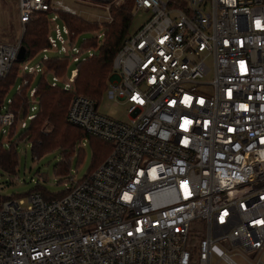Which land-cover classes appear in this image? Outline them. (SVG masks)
<instances>
[{
  "label": "built area",
  "instance_id": "built-area-1",
  "mask_svg": "<svg viewBox=\"0 0 264 264\" xmlns=\"http://www.w3.org/2000/svg\"><path fill=\"white\" fill-rule=\"evenodd\" d=\"M89 1L110 12V0ZM19 3L23 35L40 14L55 27L42 63L24 62L21 71L53 73L50 85L59 87L45 65L49 52L78 64L96 49L88 40L76 46L79 35L60 13L76 14L60 1ZM141 10L150 17L124 41L105 90L127 105V121L82 95L69 105V123L112 151L84 179H70L62 198L32 192L0 203V264H237L235 257L264 254V0H135ZM22 39L0 43V79ZM96 39L102 44L105 33ZM78 75L76 68L62 89L74 93ZM29 99L37 106L21 129L36 117V88ZM14 123L4 106L2 139Z\"/></svg>",
  "mask_w": 264,
  "mask_h": 264
},
{
  "label": "trees",
  "instance_id": "trees-1",
  "mask_svg": "<svg viewBox=\"0 0 264 264\" xmlns=\"http://www.w3.org/2000/svg\"><path fill=\"white\" fill-rule=\"evenodd\" d=\"M117 0H110L111 23H105V40L99 44L96 38L88 40L85 47L95 48V56L77 65L79 75L76 81L74 93L66 92L61 87H52L41 76L36 86L39 108L36 117L29 122L25 129H19V123L30 115V99L32 81L35 76L23 75L22 82L27 79L28 84L16 92L12 103L7 104V95L11 87L19 77L22 64L17 60L9 74L0 79V110L6 105L15 114V123L9 129L8 145L0 141V167L9 173H15L18 166L17 146L21 142L30 143L35 157L43 156L55 149L63 150L62 161L55 166L58 175L67 177L70 169V158L76 148V143L82 139H89L94 147V164L90 171L98 168L112 151L110 143L86 133L68 121L70 102L75 94L82 95L99 103L108 86V79L113 73V63L116 55L122 48L124 41L130 36V25L134 16L135 0H122L120 6H116ZM50 14H40L34 20L26 24V31L22 39V46L26 49V60L35 57L48 46L47 34ZM61 20L68 25L76 35L98 30L97 24H92L77 15L60 13ZM99 25V24H98ZM100 29V28H99ZM69 59L54 57L45 65L58 76H63L67 70ZM30 89V90H29ZM46 124L53 126L52 131H46ZM91 143V144H92ZM104 148V150H102ZM107 149V150H106ZM82 152V151H81ZM81 154V153H80ZM41 193L46 200L62 198L65 193L51 197L46 191L40 189L34 191ZM10 198H1L0 203Z\"/></svg>",
  "mask_w": 264,
  "mask_h": 264
},
{
  "label": "rangeland",
  "instance_id": "rangeland-1",
  "mask_svg": "<svg viewBox=\"0 0 264 264\" xmlns=\"http://www.w3.org/2000/svg\"><path fill=\"white\" fill-rule=\"evenodd\" d=\"M60 1L63 6L69 7L71 12L76 14L78 17L97 24L98 30L94 29L89 32L82 33L77 38L76 46L80 47L85 40H92L101 33H105V30H99L100 25L108 23L111 18V13L107 10L106 6L108 3H97L94 1H78V0H56ZM122 3V0H117ZM116 1V2H117ZM162 2L168 3L174 1L175 3L189 7L191 0H161ZM115 2V3H116ZM19 0H0V43L14 44L18 39L20 40L23 35V28L20 23L19 14ZM150 17L149 12L141 10L134 12V16L130 25V34L135 33ZM99 24V25H98ZM49 32H53L54 24L49 20ZM50 59L54 57L65 58L57 54L55 51L49 52ZM44 54L38 53L35 57L25 61L29 66H36L42 63ZM209 65H212V61H208ZM77 63L73 60H69L67 70L63 76H60L61 81L59 87H63L67 81L71 78V73L77 68ZM23 66V64H22ZM44 73L35 76L32 81L30 89L36 88L39 79ZM23 72H19V77L15 84L11 87L7 100L12 99L16 92L22 85ZM53 73H47L45 75L46 80L51 83ZM212 75H208L205 81H211ZM29 89V90H30ZM73 93V91L71 92ZM31 100V99H30ZM32 102V101H31ZM8 106V105H6ZM37 106L36 104L30 103V108ZM99 112L112 117L119 121H127V105L124 103L109 101L103 94L102 100L99 102ZM33 115V113H31ZM28 124L29 121L27 120ZM19 123V129L20 128ZM46 131H52L53 126L46 124ZM0 135V141L8 145L9 136H5L2 139ZM89 139H82L76 143L75 151L70 158V173L67 177L60 176L55 171V166L59 164L63 159V150L61 148L55 149L49 153L38 158L34 156L31 144L21 142L17 146V158L18 166L15 173H9L0 167V197L1 198H13V199H26L27 196L40 189L46 191V194L51 197L55 195L63 194L69 185V180L74 179L80 181L84 179L92 170L94 164V147L93 143ZM103 147L102 150H104ZM107 150V149H106ZM82 151V152H81ZM81 153V154H80ZM261 258L264 264V254L261 256L258 253H251L248 257L241 258L235 257L234 260L237 264H255Z\"/></svg>",
  "mask_w": 264,
  "mask_h": 264
},
{
  "label": "water",
  "instance_id": "water-1",
  "mask_svg": "<svg viewBox=\"0 0 264 264\" xmlns=\"http://www.w3.org/2000/svg\"><path fill=\"white\" fill-rule=\"evenodd\" d=\"M25 59H26V49L25 47L22 46L18 55V60L23 61Z\"/></svg>",
  "mask_w": 264,
  "mask_h": 264
},
{
  "label": "crops",
  "instance_id": "crops-1",
  "mask_svg": "<svg viewBox=\"0 0 264 264\" xmlns=\"http://www.w3.org/2000/svg\"><path fill=\"white\" fill-rule=\"evenodd\" d=\"M45 76V75H44Z\"/></svg>",
  "mask_w": 264,
  "mask_h": 264
}]
</instances>
